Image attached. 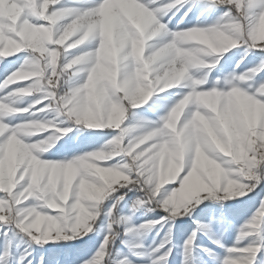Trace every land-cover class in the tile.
Instances as JSON below:
<instances>
[{"label":"snow or ice","instance_id":"6c2138e0","mask_svg":"<svg viewBox=\"0 0 264 264\" xmlns=\"http://www.w3.org/2000/svg\"><path fill=\"white\" fill-rule=\"evenodd\" d=\"M0 264H264V0H0Z\"/></svg>","mask_w":264,"mask_h":264}]
</instances>
